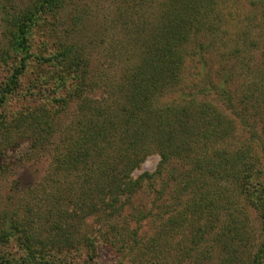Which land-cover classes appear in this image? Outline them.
I'll return each instance as SVG.
<instances>
[{
    "label": "trees",
    "instance_id": "trees-1",
    "mask_svg": "<svg viewBox=\"0 0 264 264\" xmlns=\"http://www.w3.org/2000/svg\"><path fill=\"white\" fill-rule=\"evenodd\" d=\"M216 3L127 2L116 62L110 26L89 29L80 0H0V173L49 155L43 203L0 210V264H100L105 246L115 264H264V93L250 96L249 121L228 103L231 78L212 77ZM153 153L157 169L134 176ZM144 190L154 198L139 207ZM89 217L106 230L90 235ZM115 217L135 226L125 233Z\"/></svg>",
    "mask_w": 264,
    "mask_h": 264
},
{
    "label": "rangeland",
    "instance_id": "rangeland-1",
    "mask_svg": "<svg viewBox=\"0 0 264 264\" xmlns=\"http://www.w3.org/2000/svg\"><path fill=\"white\" fill-rule=\"evenodd\" d=\"M129 1L132 0H80L82 5L89 6L91 16V21L88 23L89 29L93 31L94 29L97 30V28L100 29L99 24L101 21H103L104 25L106 23V25L110 26L108 36L105 39H108L107 46L111 45L107 50L111 49V55H114L116 62L122 61L124 56L122 52L123 45L121 44L123 43L122 35L119 33L121 26L118 25V21L115 22V15L119 14V7L126 8L125 4ZM135 2L136 4L138 3V1ZM136 7L134 8V19L139 22V15L142 9L139 5ZM211 11L208 29L204 35L208 47V54L205 59L213 68L211 75L214 79L219 77L220 81L222 78L225 81L227 77L231 78L226 87L231 91L233 100L228 101V103L231 105L235 104L236 108L240 109V111L242 110L243 114L245 113L246 120L251 121L258 117L259 108L255 99L250 96L253 93L256 96L264 93V0H217ZM66 14L67 10L65 11ZM103 59L104 56L101 54L98 63L102 64V61L115 63L111 56L108 60ZM190 66L192 69L194 66L193 62ZM2 77L3 72L0 70V80ZM74 109L73 105L66 115V117L68 116L67 119L73 115ZM237 124L239 131L241 123L237 121ZM249 137L250 134L242 135L243 139ZM159 162V154L153 153L149 155L141 166L134 171V176L145 171H155ZM48 166L49 155L45 153L40 155L38 159L27 160L13 166L4 174L0 173V210L8 209L11 213L14 209L20 211L21 207L32 206L36 202L42 204L43 196L39 195L35 198L34 191L36 190V183L43 177ZM31 189L34 190L31 191ZM136 198L138 201L135 204L143 207L149 205L154 195L144 190ZM128 209L132 213L138 212V209L132 205H129ZM250 216L251 225L258 232V220L254 213ZM114 219L120 222L118 228L125 233L127 232L126 227L131 230L133 229L132 226H135L134 221L126 218L115 217ZM101 220L103 222L89 217L83 224L85 231L90 235L98 231L100 233L105 231L107 228V226L103 225L105 220ZM146 221H143L144 224L140 230V235L144 234L150 237L154 234L156 225L154 222L146 223ZM118 255H120L118 251L105 246V249L100 251V257L97 256L98 259L100 258V264H115ZM165 261L166 263L170 262L169 258L165 259ZM123 264H128V257L123 258Z\"/></svg>",
    "mask_w": 264,
    "mask_h": 264
}]
</instances>
